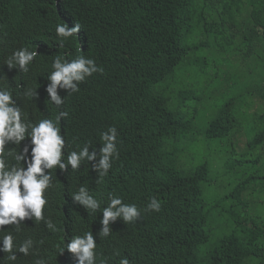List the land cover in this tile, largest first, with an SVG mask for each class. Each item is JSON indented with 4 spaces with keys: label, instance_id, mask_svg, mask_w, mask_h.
I'll use <instances>...</instances> for the list:
<instances>
[{
    "label": "trees",
    "instance_id": "1",
    "mask_svg": "<svg viewBox=\"0 0 264 264\" xmlns=\"http://www.w3.org/2000/svg\"><path fill=\"white\" fill-rule=\"evenodd\" d=\"M65 22L80 31L58 37ZM21 47L38 54L22 74L42 92L58 55L125 65L67 102L71 118L106 117L120 133L118 190L142 211L110 238L155 243L130 259L264 264V0H0L1 82ZM201 113L213 117L197 125ZM251 122L262 126L244 132ZM152 197L161 210L143 211Z\"/></svg>",
    "mask_w": 264,
    "mask_h": 264
},
{
    "label": "clouds",
    "instance_id": "2",
    "mask_svg": "<svg viewBox=\"0 0 264 264\" xmlns=\"http://www.w3.org/2000/svg\"><path fill=\"white\" fill-rule=\"evenodd\" d=\"M80 29L65 22L56 34L69 38ZM37 55L27 47L14 51L5 64L18 70L6 82L0 78V264L20 258L33 264H141L131 254L148 251L155 244L151 237L110 238L122 220L135 222L142 211L118 190L117 179L126 173L122 166L115 174L120 133L106 117L94 125L71 118L67 102L88 77L101 79L125 65L105 69L83 55H58L42 92L22 74ZM44 98L54 104L56 119L44 112ZM161 208L152 197L143 211Z\"/></svg>",
    "mask_w": 264,
    "mask_h": 264
},
{
    "label": "rangeland",
    "instance_id": "3",
    "mask_svg": "<svg viewBox=\"0 0 264 264\" xmlns=\"http://www.w3.org/2000/svg\"><path fill=\"white\" fill-rule=\"evenodd\" d=\"M185 110H188V109H182V111H185ZM197 119H196V124L197 125H200L201 123H203V122H205V121H208L209 119H211L212 117H205L204 115H202V113L201 114H199V116L197 115ZM249 126H256L257 128H261V126L262 125H259V124H256L255 122H251V123H249L248 125H246L245 127H244V132L247 130V128L249 127ZM242 143L246 140V137H245V135L242 137ZM241 143V144H242ZM193 152H194V150H192ZM238 151H240V149L238 148ZM204 155H200V159H202V160H204ZM189 166V165H188Z\"/></svg>",
    "mask_w": 264,
    "mask_h": 264
},
{
    "label": "bare ground",
    "instance_id": "4",
    "mask_svg": "<svg viewBox=\"0 0 264 264\" xmlns=\"http://www.w3.org/2000/svg\"><path fill=\"white\" fill-rule=\"evenodd\" d=\"M74 39V38H73Z\"/></svg>",
    "mask_w": 264,
    "mask_h": 264
}]
</instances>
